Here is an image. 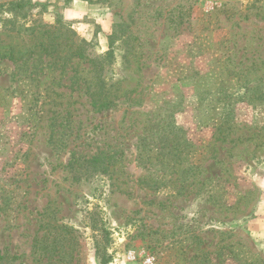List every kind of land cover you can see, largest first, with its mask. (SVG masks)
Returning a JSON list of instances; mask_svg holds the SVG:
<instances>
[{"label":"rangeland","instance_id":"374dc122","mask_svg":"<svg viewBox=\"0 0 264 264\" xmlns=\"http://www.w3.org/2000/svg\"><path fill=\"white\" fill-rule=\"evenodd\" d=\"M31 1L85 56L0 59V264H264V0Z\"/></svg>","mask_w":264,"mask_h":264},{"label":"trees","instance_id":"16d2710c","mask_svg":"<svg viewBox=\"0 0 264 264\" xmlns=\"http://www.w3.org/2000/svg\"><path fill=\"white\" fill-rule=\"evenodd\" d=\"M37 5L44 4L32 2L31 0H6L0 3V59L7 58L16 62L38 56L37 61L40 63L43 57L49 56L47 64L55 66L60 62V66H64L72 56L83 58L85 55L81 51L72 50L74 53L70 51L69 36L63 35L67 30L64 29L63 23L59 19H57L55 24L49 25L31 17V10ZM28 21H30L29 24ZM5 38H9L10 41L5 42ZM61 53H65L62 59H60ZM94 68L96 67L94 66ZM37 70L38 63H36L35 71ZM97 79L99 82L101 81L99 75L96 76ZM97 84L94 87H97ZM89 87L90 85H88V89L86 88V93L91 98L90 105L92 109L97 110L113 104L115 95L111 94L109 89L106 90L102 84L99 92L89 91ZM149 136V142L138 152V155L142 158L143 155H152L148 151L153 150L156 155H159L163 149L160 145L156 146V142L161 140V138L159 140V135L152 134ZM103 154L104 152L102 151L95 152L89 159L83 160L94 165L101 162ZM81 158V155L76 156L74 159L69 160L68 163H73ZM104 262L107 263L108 259Z\"/></svg>","mask_w":264,"mask_h":264},{"label":"built area","instance_id":"2783aa9c","mask_svg":"<svg viewBox=\"0 0 264 264\" xmlns=\"http://www.w3.org/2000/svg\"><path fill=\"white\" fill-rule=\"evenodd\" d=\"M146 264H150V261H149V259L146 261Z\"/></svg>","mask_w":264,"mask_h":264}]
</instances>
